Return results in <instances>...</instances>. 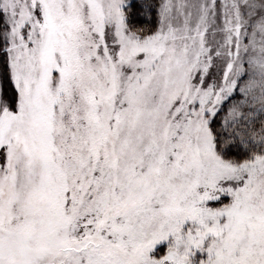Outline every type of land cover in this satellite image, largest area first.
Instances as JSON below:
<instances>
[{"label": "snow or ice", "instance_id": "snow-or-ice-1", "mask_svg": "<svg viewBox=\"0 0 264 264\" xmlns=\"http://www.w3.org/2000/svg\"><path fill=\"white\" fill-rule=\"evenodd\" d=\"M0 264H264V0H0Z\"/></svg>", "mask_w": 264, "mask_h": 264}]
</instances>
